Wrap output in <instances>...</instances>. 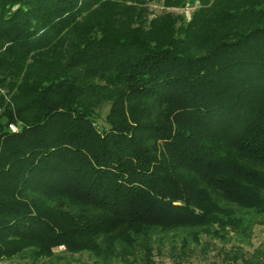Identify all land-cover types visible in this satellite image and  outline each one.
Here are the masks:
<instances>
[{"label":"trees","instance_id":"obj_1","mask_svg":"<svg viewBox=\"0 0 264 264\" xmlns=\"http://www.w3.org/2000/svg\"><path fill=\"white\" fill-rule=\"evenodd\" d=\"M259 225L264 0H0L1 264H264Z\"/></svg>","mask_w":264,"mask_h":264},{"label":"rangeland","instance_id":"obj_2","mask_svg":"<svg viewBox=\"0 0 264 264\" xmlns=\"http://www.w3.org/2000/svg\"><path fill=\"white\" fill-rule=\"evenodd\" d=\"M185 11L187 15L190 16V10L186 9ZM263 241H264V225H259L256 227V230H255L254 242L256 245H258L260 242H263ZM60 249L63 250L64 246H62ZM204 263L198 258L194 260V264H204ZM159 264H171V261L169 258H164V259L159 260Z\"/></svg>","mask_w":264,"mask_h":264},{"label":"built area","instance_id":"obj_3","mask_svg":"<svg viewBox=\"0 0 264 264\" xmlns=\"http://www.w3.org/2000/svg\"><path fill=\"white\" fill-rule=\"evenodd\" d=\"M11 128H12L13 130H17V126L14 125V124L11 125Z\"/></svg>","mask_w":264,"mask_h":264}]
</instances>
